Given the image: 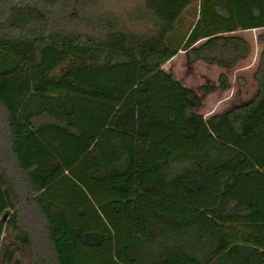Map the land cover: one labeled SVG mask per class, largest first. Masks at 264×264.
Returning a JSON list of instances; mask_svg holds the SVG:
<instances>
[{"label": "trees", "instance_id": "1", "mask_svg": "<svg viewBox=\"0 0 264 264\" xmlns=\"http://www.w3.org/2000/svg\"><path fill=\"white\" fill-rule=\"evenodd\" d=\"M111 4L0 0V264H264V46L255 97L209 117L163 68L234 67L264 0ZM59 184L106 186L128 237L75 225Z\"/></svg>", "mask_w": 264, "mask_h": 264}, {"label": "rangeland", "instance_id": "2", "mask_svg": "<svg viewBox=\"0 0 264 264\" xmlns=\"http://www.w3.org/2000/svg\"><path fill=\"white\" fill-rule=\"evenodd\" d=\"M143 1L112 0L111 8L117 12L131 11ZM237 34L249 42L251 49L247 57L238 61L232 68L204 60L191 62L187 53L182 50L163 66L176 79L181 80L185 86L194 89L201 96L202 106L196 111L204 114L205 117L244 103L258 93L257 69L264 46L258 38L260 34H264V28L238 31ZM0 113H3L1 106ZM87 192L90 198H85V195H75L70 192L67 185L59 184L52 187L51 193L55 199L66 201L65 206L75 225L127 238L129 225L125 217L116 215L112 209V201L116 196L106 186L96 187L94 196L90 190ZM81 253L91 254L92 251L82 249ZM95 253L102 264H120L114 246L111 248L110 245H106ZM21 257L25 259L27 255L21 254Z\"/></svg>", "mask_w": 264, "mask_h": 264}, {"label": "water", "instance_id": "3", "mask_svg": "<svg viewBox=\"0 0 264 264\" xmlns=\"http://www.w3.org/2000/svg\"><path fill=\"white\" fill-rule=\"evenodd\" d=\"M7 218H8V214H4L3 220H7Z\"/></svg>", "mask_w": 264, "mask_h": 264}, {"label": "crops", "instance_id": "4", "mask_svg": "<svg viewBox=\"0 0 264 264\" xmlns=\"http://www.w3.org/2000/svg\"><path fill=\"white\" fill-rule=\"evenodd\" d=\"M238 32H235V33H233V34H237ZM174 58V57H173Z\"/></svg>", "mask_w": 264, "mask_h": 264}]
</instances>
